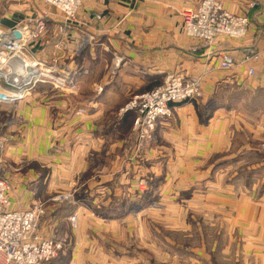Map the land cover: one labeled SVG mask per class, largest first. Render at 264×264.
<instances>
[{"label":"crops","instance_id":"0c3cea01","mask_svg":"<svg viewBox=\"0 0 264 264\" xmlns=\"http://www.w3.org/2000/svg\"><path fill=\"white\" fill-rule=\"evenodd\" d=\"M202 1L84 0L70 28L49 10L47 36L33 46L30 58L51 66L66 61V74L83 72L79 83L91 77L94 95L80 103L72 94L38 91L14 108L2 106L8 113L0 133L5 144L2 162L8 166L4 173L14 210L28 209L33 198L64 189H58L59 182L66 185L90 171L92 153L104 152L109 142L119 148L122 128L130 132L135 119L134 113L122 115L121 110L132 96L155 89L173 73L199 80L203 95L176 106L173 119L158 125L166 190L170 192L171 181H178L179 190L196 186L191 205L201 198L210 208H264V0H221L231 14L250 20L244 39L219 38L213 47L216 57L226 53L237 61L228 72L205 49L191 51L199 41L186 35L181 13ZM0 4L7 8L0 26L8 29L47 10L44 0ZM97 15L103 19L96 20ZM252 49L260 59L243 63ZM87 59L93 61L91 69ZM81 109L86 113L77 115ZM109 115L116 119L113 124L104 123ZM51 154L55 162L46 178L35 175L33 168L22 173L27 161L41 159L45 164ZM119 165L122 162L115 168Z\"/></svg>","mask_w":264,"mask_h":264},{"label":"rangeland","instance_id":"374dc122","mask_svg":"<svg viewBox=\"0 0 264 264\" xmlns=\"http://www.w3.org/2000/svg\"><path fill=\"white\" fill-rule=\"evenodd\" d=\"M6 13L7 8L0 4V17ZM90 60L87 59L86 66L91 69L93 61ZM66 64L63 61L46 65L43 70H48L54 81L43 77L29 95L55 91L72 94L80 103L88 96L92 98L94 87L88 82L91 77L88 75L83 83L78 81L82 71L69 73L75 88L73 85L70 89H56L57 81L66 77ZM107 71L114 77V68L113 72ZM139 95L132 96L130 101ZM19 103L0 105V133L8 114L3 113L2 106L14 108ZM76 113L86 112L81 109ZM107 117L105 124L116 121L113 116ZM164 121L168 120L160 119L157 128ZM157 128L148 136L150 140H140L134 132V122L130 132L123 127L121 146L113 149L114 143L109 142L104 152L92 153L90 171L74 178L73 186V182L66 185L59 182L58 189L64 188L61 191L31 200L28 209L40 203L45 205L38 234L55 240L60 246L57 256L48 264H264V208H210L209 204L202 205L201 198L191 205L196 186L179 190L178 181H171L170 192L166 190L169 188L166 158L157 146ZM0 147H3L0 176L8 181L4 173L8 166L2 162L4 142L0 141ZM152 151L155 157L151 158ZM52 158L45 164L41 159L27 161L22 173L33 168L35 175L46 178L53 168L50 165L55 162ZM117 162L122 165L116 169ZM10 208L14 210L11 200Z\"/></svg>","mask_w":264,"mask_h":264},{"label":"built area","instance_id":"2783aa9c","mask_svg":"<svg viewBox=\"0 0 264 264\" xmlns=\"http://www.w3.org/2000/svg\"><path fill=\"white\" fill-rule=\"evenodd\" d=\"M83 3L84 0H44L47 10L54 9V13L61 17L65 23L64 28H70L77 22ZM50 16L51 12L48 11L42 17H29L14 28L0 26V105H15L25 100L28 93L34 90L35 83L41 81L31 77L24 85H18L15 81L18 77L16 67H10L9 63L14 58H19L24 64L27 60L34 65L36 72L46 68V65L38 60L31 63L28 56L32 53L33 46L47 34ZM181 16L186 35L199 41V45L191 51L196 53L205 49L212 57H216L213 47L219 38L241 40L247 36L250 29L248 17L231 14L224 8L221 0H203L197 8L185 10ZM95 17L96 20L103 19L101 15ZM15 32L22 35L21 39L14 37ZM216 58L222 71L228 72L237 66V61L229 54H220ZM259 59L260 53L252 49L246 52L243 63ZM121 63L122 60L118 61V68ZM24 68L26 69L25 65ZM254 73L251 68L250 75ZM62 78L63 80L59 79L60 82L57 81V90L73 88L69 74ZM9 88H12V91L8 90ZM202 95L199 80L173 73L169 74L160 86L134 97L122 109L121 114L134 113L135 134L139 135L140 140H150L148 136L156 130L160 119L170 120L174 117L176 106L198 100ZM1 149L3 147H0V151ZM262 150L264 152V146ZM9 189V182L0 176V264H48L57 256L60 246L55 240L44 239L38 234L39 220L45 205L40 203L32 209L12 210Z\"/></svg>","mask_w":264,"mask_h":264},{"label":"bare ground","instance_id":"6f19581e","mask_svg":"<svg viewBox=\"0 0 264 264\" xmlns=\"http://www.w3.org/2000/svg\"><path fill=\"white\" fill-rule=\"evenodd\" d=\"M24 60V59H23ZM25 62V61H24ZM23 65H25V67H26V69L25 70H27V67L28 68H30V72L26 75V76H24L23 78H21V77H17V79L15 80L17 83H18V85L20 84V85H24L25 83V81L27 80V81H29L30 80V78L31 77H33V78H35V80L36 79H39V80H42V78L43 77H45V78H48L50 75L48 74V70L47 71H44V70H42V71H39V72H36L35 71V69H34V65H31L30 63H28V61L26 60V63L24 64L23 63ZM16 71L17 72H21L22 73V71H21V69L20 68H17L16 67ZM30 76V77H29ZM26 81V82H27ZM34 82V81H33ZM30 93V92H29ZM29 93H28V95H29ZM28 97V96H27Z\"/></svg>","mask_w":264,"mask_h":264},{"label":"water","instance_id":"95a60500","mask_svg":"<svg viewBox=\"0 0 264 264\" xmlns=\"http://www.w3.org/2000/svg\"><path fill=\"white\" fill-rule=\"evenodd\" d=\"M14 37L16 39H21L22 35L19 32H15L14 33ZM9 66L10 67H14L15 66L17 68H20L21 71H22L21 74L23 75V77L26 76L30 72V68H27V70H25L23 63H22V61L19 58H14L13 60H11L10 63H9Z\"/></svg>","mask_w":264,"mask_h":264}]
</instances>
